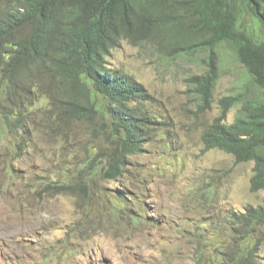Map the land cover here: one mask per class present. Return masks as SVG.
<instances>
[{
	"label": "rangeland",
	"instance_id": "obj_1",
	"mask_svg": "<svg viewBox=\"0 0 264 264\" xmlns=\"http://www.w3.org/2000/svg\"><path fill=\"white\" fill-rule=\"evenodd\" d=\"M241 14V28L258 32L251 13ZM106 60L150 94L134 106L151 120L142 149L127 156L117 179L85 175L88 154L114 148L106 123L100 113L68 116L62 99L71 93L27 69L18 90L24 127L7 128L0 117V264H244L250 252L252 264H264V226L243 238L229 217L264 204V190L249 188L253 161L203 150L221 98L239 99L226 115L232 123L244 101L262 96L232 44L169 55L151 42L122 40ZM210 65L213 102L201 112L190 78ZM5 92L0 87L1 104L10 103ZM89 101L95 110L104 105L99 95ZM56 185L71 189L57 193Z\"/></svg>",
	"mask_w": 264,
	"mask_h": 264
},
{
	"label": "trees",
	"instance_id": "obj_2",
	"mask_svg": "<svg viewBox=\"0 0 264 264\" xmlns=\"http://www.w3.org/2000/svg\"><path fill=\"white\" fill-rule=\"evenodd\" d=\"M246 10L255 18L258 32L241 28V13ZM122 40L134 45L151 42L169 55L210 50L221 42L232 44L262 96L244 101L232 123L226 122V115L239 99L221 98L219 115L202 133L203 150L230 153L235 163L253 161L249 188L264 190V0H0V87L10 102L0 103L5 126L24 127L18 90L23 89L26 70L35 67L71 93L70 99H62L68 116L82 119L101 114L107 125L103 134L114 140V148L88 154L85 175L95 172L102 180L117 179L125 172L127 156L142 149L151 122L134 108L150 99L143 84L108 66L106 57ZM216 78L213 65L205 74L190 78L201 112L213 102ZM91 94L103 98L102 108L95 110ZM55 187L57 193L71 189ZM229 217L237 223L231 228L246 238L264 226V204L248 205ZM250 253L244 264L253 263Z\"/></svg>",
	"mask_w": 264,
	"mask_h": 264
}]
</instances>
